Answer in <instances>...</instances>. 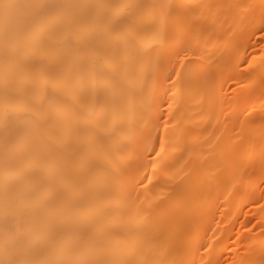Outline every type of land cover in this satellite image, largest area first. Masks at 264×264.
I'll list each match as a JSON object with an SVG mask.
<instances>
[{
	"label": "bare ground",
	"instance_id": "1",
	"mask_svg": "<svg viewBox=\"0 0 264 264\" xmlns=\"http://www.w3.org/2000/svg\"><path fill=\"white\" fill-rule=\"evenodd\" d=\"M263 22L0 0V264H264V206L233 230L264 176Z\"/></svg>",
	"mask_w": 264,
	"mask_h": 264
},
{
	"label": "rangeland",
	"instance_id": "2",
	"mask_svg": "<svg viewBox=\"0 0 264 264\" xmlns=\"http://www.w3.org/2000/svg\"><path fill=\"white\" fill-rule=\"evenodd\" d=\"M263 24H264V22H263ZM231 85L232 84H229L228 91H230V93H233L234 90H233ZM229 89H231V90H229ZM261 168H262V166L259 169H261ZM263 173H264V168H263ZM253 193L256 195V198L249 200L248 203H246V205H244V206H242L240 204L238 205V207L240 206L239 207V211L241 213L240 215L243 218H241L239 216V219L240 218L241 219H240V221H239V219H238V221H236V223H235L236 225L233 228V230H236L238 228L239 229L244 228V225L241 222L246 221L248 223L247 228L250 229L249 231L251 232V234L256 233V228H255L254 224L257 222L258 214H255L253 211L259 209L261 206H264V176L262 177V180L258 183L256 188H254ZM232 259H235V257H234V255L231 254L226 258V262L231 261Z\"/></svg>",
	"mask_w": 264,
	"mask_h": 264
},
{
	"label": "snow or ice",
	"instance_id": "3",
	"mask_svg": "<svg viewBox=\"0 0 264 264\" xmlns=\"http://www.w3.org/2000/svg\"><path fill=\"white\" fill-rule=\"evenodd\" d=\"M5 7H9V5H5Z\"/></svg>",
	"mask_w": 264,
	"mask_h": 264
}]
</instances>
